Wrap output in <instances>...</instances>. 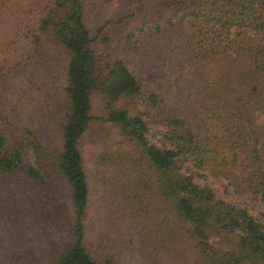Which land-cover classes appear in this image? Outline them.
I'll list each match as a JSON object with an SVG mask.
<instances>
[{"label":"trees","instance_id":"obj_1","mask_svg":"<svg viewBox=\"0 0 264 264\" xmlns=\"http://www.w3.org/2000/svg\"><path fill=\"white\" fill-rule=\"evenodd\" d=\"M129 4L139 8L95 20L91 0H0V50L28 39L64 59L42 109L47 136L0 130V264H184L179 235L187 264H264V222L208 184L221 177L264 208V0ZM129 22L120 37L108 30ZM13 69L0 62L5 93ZM138 96L161 117L163 145L148 140ZM104 125L115 140L95 157L106 229L90 230L81 144Z\"/></svg>","mask_w":264,"mask_h":264},{"label":"rangeland","instance_id":"obj_2","mask_svg":"<svg viewBox=\"0 0 264 264\" xmlns=\"http://www.w3.org/2000/svg\"><path fill=\"white\" fill-rule=\"evenodd\" d=\"M91 3L97 7L94 16L95 20L117 18L119 15L128 13L133 8H139L137 4L130 5V0H91ZM130 22L114 25L111 28L108 27V30L114 36L120 37L123 27L127 28ZM93 23L95 24V21ZM27 29L31 30L32 28L28 26ZM41 46H43L41 49L34 52L31 42L28 39H21L12 48L0 50V62L4 63V67L14 68L7 76L12 90H8L5 93L4 91L6 90L3 87L0 88V130H3L5 135L12 138L13 141L21 137L23 128L30 129L43 138L47 136L46 134L51 128L53 119L43 113L42 109L49 108L47 104L53 103L50 94L63 83L59 69L63 65L64 59L59 51L49 47L47 43H42ZM45 55H51L50 57L54 58L55 63H48ZM133 60L140 61L141 58H133ZM127 67L132 75H137L138 72L132 64H127ZM1 86L4 85L1 84ZM124 103L122 99L117 103V106ZM133 103L135 111L139 110L147 122L149 129L147 133L148 140L152 143L163 145V141L157 134V131L162 128L161 117L154 112V109L144 96L136 97ZM113 137V128L104 125L98 131H91L81 144L83 163L87 171V181L91 193L86 218V223H88L90 230H95V226L98 229H102V226L104 227L97 220L101 216L99 212L100 204L104 201V198H108L104 192V188L108 186L105 183L108 181L105 182L96 178L99 173H96L98 168L95 165V157L98 156L100 151L113 147L115 141ZM24 156L29 162L33 161L34 154L29 147L25 148ZM113 174L114 171L110 170L109 173L104 175L108 179H112ZM208 184L218 198L247 207L253 216L264 222V208L255 197L249 194H234L231 187L221 177L210 178ZM104 228L106 229V227ZM178 238L180 250L183 252L180 260L184 264L193 262L194 255L191 245L185 240L183 235H179Z\"/></svg>","mask_w":264,"mask_h":264}]
</instances>
